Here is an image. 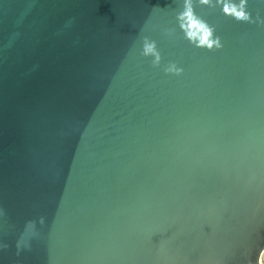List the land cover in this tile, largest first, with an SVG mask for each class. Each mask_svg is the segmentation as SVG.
<instances>
[{
    "label": "water",
    "instance_id": "obj_1",
    "mask_svg": "<svg viewBox=\"0 0 264 264\" xmlns=\"http://www.w3.org/2000/svg\"><path fill=\"white\" fill-rule=\"evenodd\" d=\"M260 263L264 0H0V264Z\"/></svg>",
    "mask_w": 264,
    "mask_h": 264
},
{
    "label": "clouds",
    "instance_id": "obj_2",
    "mask_svg": "<svg viewBox=\"0 0 264 264\" xmlns=\"http://www.w3.org/2000/svg\"><path fill=\"white\" fill-rule=\"evenodd\" d=\"M225 11H227V9H225ZM237 18L240 19H247V17L244 15V13L241 11L239 13H237ZM153 52V47L151 44H149L147 41L144 42V46H143V53L145 55H149L152 54Z\"/></svg>",
    "mask_w": 264,
    "mask_h": 264
},
{
    "label": "built area",
    "instance_id": "obj_3",
    "mask_svg": "<svg viewBox=\"0 0 264 264\" xmlns=\"http://www.w3.org/2000/svg\"><path fill=\"white\" fill-rule=\"evenodd\" d=\"M261 264V263H260Z\"/></svg>",
    "mask_w": 264,
    "mask_h": 264
}]
</instances>
